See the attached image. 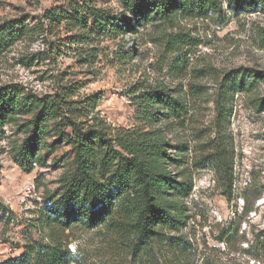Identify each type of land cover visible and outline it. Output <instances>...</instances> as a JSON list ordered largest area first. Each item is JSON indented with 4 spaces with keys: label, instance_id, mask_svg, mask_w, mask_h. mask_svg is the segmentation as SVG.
I'll return each mask as SVG.
<instances>
[{
    "label": "rangeland",
    "instance_id": "rangeland-1",
    "mask_svg": "<svg viewBox=\"0 0 264 264\" xmlns=\"http://www.w3.org/2000/svg\"><path fill=\"white\" fill-rule=\"evenodd\" d=\"M221 1V9L206 17L180 15L165 25L98 36L72 20H52L49 12L79 7L84 15L94 7L119 16L120 0H0V24L18 19L30 28L0 54V87L18 84L25 93L65 96L82 121L95 116L112 134L159 128L172 145L181 161L171 168L191 180L193 190L183 226L170 232L183 246L164 253L166 264H264V109L254 100L264 97V81L237 93L227 94L224 86L238 70L264 71V10L235 12ZM177 37L185 42L179 51L173 46ZM137 87L168 88L187 104L185 117L147 122L132 97ZM30 118L18 115L0 126V201L6 207L0 212V262L20 258L27 244L61 242L85 264H129L120 254V235L109 227L42 225L48 199L75 168V153L69 137L51 136L52 149L39 151L32 169L24 170L15 154ZM219 136L232 155V188L212 167L196 164L214 156ZM180 144L188 150L180 152Z\"/></svg>",
    "mask_w": 264,
    "mask_h": 264
},
{
    "label": "trees",
    "instance_id": "trees-1",
    "mask_svg": "<svg viewBox=\"0 0 264 264\" xmlns=\"http://www.w3.org/2000/svg\"><path fill=\"white\" fill-rule=\"evenodd\" d=\"M120 2L123 12L119 16L94 7L83 15L79 11L81 8L76 7L73 13L50 11L48 17L59 22L72 20L90 34L110 36L119 32L132 33L141 26L165 25L180 15L206 17L210 10L222 7L221 0ZM227 3L235 12L264 10V0H227ZM29 32L23 20H7L0 24V54ZM83 37L91 36L83 34ZM81 39L82 36L76 41ZM183 43L184 40L177 37L174 50L179 51ZM258 81H264V71L244 68L226 77L224 86L227 94L237 93L249 91ZM148 88L137 87L132 91L144 120L154 124L160 122V116L185 117L187 104L168 88ZM254 100L257 108L263 110L264 97ZM73 104L62 95L25 93L18 84L0 87V126L15 121L18 115H31L28 135L15 154L19 166L30 171L38 152L54 146L48 137H69L74 147L75 168L63 176L60 191L48 199L40 218L42 225L52 230L75 226L109 227L120 235L124 245V248L118 245L120 254H127L129 264H166L164 253L176 254L183 246V240L170 232L179 231L183 226L188 210L186 200L193 190V182L171 168L170 163L181 160L173 157L172 145L161 136L159 128L112 134L107 123L95 116L80 120L82 114ZM87 107L89 114L94 105ZM177 148L180 152L188 150L182 144ZM213 149L214 156L208 154L207 163L196 164L199 168L212 167L224 186L232 188L231 152L220 136ZM0 212L6 213L1 201ZM24 248L25 253L20 258L0 264H85L61 242L27 244Z\"/></svg>",
    "mask_w": 264,
    "mask_h": 264
}]
</instances>
